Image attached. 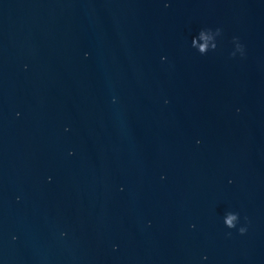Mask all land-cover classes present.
Segmentation results:
<instances>
[{
	"label": "water",
	"instance_id": "95a60500",
	"mask_svg": "<svg viewBox=\"0 0 264 264\" xmlns=\"http://www.w3.org/2000/svg\"><path fill=\"white\" fill-rule=\"evenodd\" d=\"M0 264H264V0H0Z\"/></svg>",
	"mask_w": 264,
	"mask_h": 264
}]
</instances>
